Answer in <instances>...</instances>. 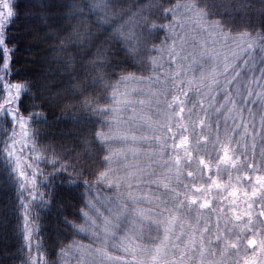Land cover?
<instances>
[{"label": "snow or ice", "instance_id": "obj_1", "mask_svg": "<svg viewBox=\"0 0 264 264\" xmlns=\"http://www.w3.org/2000/svg\"><path fill=\"white\" fill-rule=\"evenodd\" d=\"M35 7L47 13L49 4L40 0ZM59 7L58 19L41 17L49 21L48 31L34 37L52 53L43 62L59 61L57 71L67 74L57 83L42 73L13 69L19 45L8 47V30L32 9L22 11L19 0H0V123L7 137L0 139V169L18 182L21 195L27 191L41 204L55 199L57 177L67 189H80L83 208L75 217L81 223L65 217L63 224L99 244L57 241L52 264H68V253L76 264H264V115L259 162L255 123L244 115L254 117L250 103L264 108V0L258 8L251 0H66ZM131 66L141 75L129 71ZM129 83L144 87L129 89ZM90 88L99 91L90 96ZM193 91L203 115L197 104L186 107ZM139 94L147 99L131 98ZM153 103L155 120L144 111ZM61 105L78 108L86 114L84 122L94 125L82 138L83 154L70 158L53 145H38L36 132H29L36 117L47 122L46 113L30 109ZM129 109L132 115L122 118ZM212 112L224 116L223 128ZM137 121L152 134L137 136ZM23 147L34 154L31 163L25 164ZM39 161L53 168L43 182L52 186L50 192L39 191L38 177L44 175ZM152 185L165 190L164 198ZM102 187L111 195L102 198ZM213 199L227 202L215 210L214 236L204 216ZM21 207L30 241L28 208ZM26 264H41L39 255L32 259L30 245Z\"/></svg>", "mask_w": 264, "mask_h": 264}, {"label": "trees", "instance_id": "obj_2", "mask_svg": "<svg viewBox=\"0 0 264 264\" xmlns=\"http://www.w3.org/2000/svg\"><path fill=\"white\" fill-rule=\"evenodd\" d=\"M8 2L14 3L15 0H8ZM46 2L49 4L48 11L42 13L35 7L40 3V0H19L22 11L25 8H31L32 11L27 17L22 15L8 30L12 37L8 47L19 45V50L15 53V62L12 65L14 70L29 69L34 73L45 74L51 81L58 83L61 78L67 79V74L63 71H57L61 68L59 61L43 62L48 60L52 53L48 52L47 43L34 39V37H39L48 31L45 24L49 21L41 17L50 15L53 19H58L61 11H63L59 5L66 2V0H46ZM124 2L125 4H139L147 3V0H124ZM251 2L257 8L259 7L260 0H251ZM237 15H243V13ZM160 35L163 36L162 33ZM128 70L135 72L136 75H141L134 66L129 67ZM79 71H81L82 76L85 75L82 70ZM117 78L113 77V82ZM13 82H19V78L14 79ZM98 91L99 89L90 88L88 94L90 96L95 95ZM101 102L103 103V101ZM21 111L27 118L28 112L23 109ZM29 111L47 114L46 123L38 116L36 117V123L30 122L29 124V132H36L34 140L38 145L50 144L55 146L57 150H65L69 158L75 156L77 152L83 154L87 145L82 144V138L86 135V129L90 130L94 126L92 122H84V115L86 114L76 107L65 109L62 105L56 107L45 106L43 109L36 108ZM96 126H98V122ZM4 127L0 123V139H7L4 136ZM17 131H19L18 128ZM8 136H11V131L8 132ZM2 146L0 144V147ZM17 147L21 148L20 145H17ZM21 151L23 152L25 164L31 163L29 157L34 154L30 151V147H23ZM45 155L51 157V152L45 153ZM37 164L44 173L43 176L38 177L39 191L41 193L50 192L52 186L46 188L43 186V182L48 173L53 171V168L44 161H39ZM57 168H59V165H57ZM25 170L31 172L30 169ZM61 179L62 177H57L53 182L55 199L50 204H41L39 197L32 200L27 191H24L21 195L18 182L12 183L9 181L7 174L0 169V264H26L29 245L33 260L39 255L41 264H45V261L47 264H52V261L57 259L55 251H58V249L54 250L53 247L57 241L67 243L66 238L82 239L81 236H76L70 232L63 224L65 217L75 223H81L75 217L77 210L83 208L78 195L81 190L67 189L60 183ZM44 200L48 201L49 197L45 196ZM21 204L27 205L28 208L30 241L25 239L27 235L23 227L25 209L21 207ZM212 234L213 236L216 234V227L212 229Z\"/></svg>", "mask_w": 264, "mask_h": 264}, {"label": "rangeland", "instance_id": "obj_3", "mask_svg": "<svg viewBox=\"0 0 264 264\" xmlns=\"http://www.w3.org/2000/svg\"><path fill=\"white\" fill-rule=\"evenodd\" d=\"M227 44V47L231 48V47H234V43L233 41H227L226 42ZM255 56H256V60L259 61L260 59V52L259 50L257 49L256 53H255ZM203 63V62H201ZM197 75L199 74L198 71L196 73ZM258 74V73H257ZM188 75H192V73H188ZM144 86L143 85H137L135 83H129L128 84V88L129 89H136V88H143ZM121 91H124V87L122 86L121 87ZM173 94H178L175 92V89H172L171 90ZM132 99L134 100H141V99H147V96L144 95V94H139V95H134L131 97ZM171 97L169 96V99ZM183 99V97H181ZM200 100V96H198L194 91L193 92H190L189 94V97L187 98V105L186 107H192L193 104H197V107H196V112L197 113H200V109H199V106H198V101ZM137 107V110H141L139 109L138 106ZM248 107L252 108L253 109V113H254V117L253 116H249L248 112L245 111L244 115L246 117V122L247 123H252L254 122L255 123V127H256V132H257V135H256V144H257V162H259V153H260V150H261V145H260V131H261V127H260V121H261V116L264 115V108H261V105L260 104H256V105H252L251 103L248 105ZM178 110V109H177ZM144 111L147 112L148 115L152 116V118L155 120L157 119V116H156V107H155V104L153 103L152 107L150 109H144ZM132 115V111L131 109H129L127 112L125 113H122V118L124 119H127L128 117H130ZM200 115H203V113H200ZM185 116H187V113L185 114ZM211 116H212V119L213 121L215 120H220L221 122V126L223 128V121H224V116H217L214 112L211 113ZM228 126L231 127L232 126V121L231 119L228 120ZM127 127V126H125ZM134 127L136 128V131H135V134L137 136L141 135L142 133L143 134H146V135H151L152 133L150 131H148L147 127H142L141 126V122L137 121L136 124L134 125ZM107 130V129H105ZM125 128H122L121 131H124ZM197 131H199V129H197ZM249 132H251V129H249ZM240 133L242 134L243 133V129L240 130ZM239 138V137H237ZM194 139V138H193ZM248 143L251 144L252 141H251V138H249L248 140ZM136 146H140V145H136ZM116 147H120L119 144L116 145ZM143 147H147V145H144ZM214 174V173H213ZM222 179L226 182L228 177H227V173H224L222 175ZM242 187H247V185H242ZM151 189L153 192H155L157 195H160L161 198H164V189L161 187V188H157L156 185H152L151 186ZM101 193H102V198H103V195H111V193L107 192L106 189H101L100 190ZM216 192L215 190L213 191V196H215ZM224 195L226 196L227 193H224ZM227 204L226 201H221V200H217V199H213L212 200V207L210 209H207V210H204V216L205 218L208 220V226L211 228V229H214L216 227V222H217V214H216V209L220 208V207H225ZM145 207H147V205H144ZM257 209H258V205H257ZM101 211H104V209L102 208ZM107 215V213H105ZM230 227V225H229ZM220 230H221V234L223 235L224 234V223L223 221L221 220L220 222ZM152 235H155V233H152ZM82 239L79 240L81 241V243L83 244H86V245H92L93 247H98L99 244L98 243H94L91 239H88V238H85L84 236H82ZM144 243H147L148 241L145 240L143 241ZM109 251L111 252V254L113 255H119L120 253H117L115 252L114 250L112 249H109ZM68 257H69V261H68V264H76V260L75 258L73 257V254L72 253H68L67 254Z\"/></svg>", "mask_w": 264, "mask_h": 264}]
</instances>
